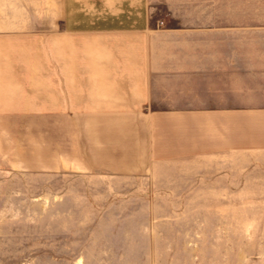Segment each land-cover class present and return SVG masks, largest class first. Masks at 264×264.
<instances>
[{
    "label": "crops",
    "instance_id": "0c3cea01",
    "mask_svg": "<svg viewBox=\"0 0 264 264\" xmlns=\"http://www.w3.org/2000/svg\"><path fill=\"white\" fill-rule=\"evenodd\" d=\"M150 1L91 0L88 30L63 23V8L50 28L32 27L29 9H0V134L15 139L12 168L264 150V8ZM90 116L91 156L81 135Z\"/></svg>",
    "mask_w": 264,
    "mask_h": 264
},
{
    "label": "rangeland",
    "instance_id": "374dc122",
    "mask_svg": "<svg viewBox=\"0 0 264 264\" xmlns=\"http://www.w3.org/2000/svg\"><path fill=\"white\" fill-rule=\"evenodd\" d=\"M8 6L29 9L32 27H52L63 8V23L91 29V0H0V9ZM238 6L264 8V0ZM84 123L91 156V116ZM3 130L0 264H264V150L128 169L44 168L31 160L12 168L17 146Z\"/></svg>",
    "mask_w": 264,
    "mask_h": 264
}]
</instances>
